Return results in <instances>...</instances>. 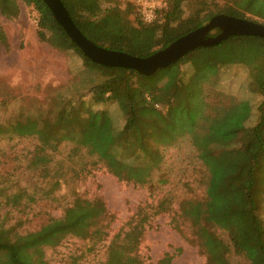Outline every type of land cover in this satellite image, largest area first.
<instances>
[{
	"label": "trees",
	"instance_id": "trees-1",
	"mask_svg": "<svg viewBox=\"0 0 264 264\" xmlns=\"http://www.w3.org/2000/svg\"><path fill=\"white\" fill-rule=\"evenodd\" d=\"M24 1L33 4L38 12L39 40L77 53L84 70L78 82L57 92L53 120L42 116L17 120L8 128L0 125V135L8 132L33 137L43 144L42 148L57 146L65 139L74 140L96 154L97 162H103L118 179L151 188L168 180L164 176L154 178L163 166L164 157L158 149H145L144 145L149 140L171 144L178 137H188L195 149L192 159L199 162L198 179L204 191L199 198H186L178 203L177 219L188 224L206 256V264H245V261L264 264V79L255 87L262 100L254 123L251 106L217 120L211 88L205 91L200 103H195L174 84L182 75L180 65L195 51L181 59L174 69L157 77L126 68L104 67L84 55L43 0ZM61 1L89 40L110 50L141 57L167 47L218 14L246 19L250 8L264 4V0H164L166 6L157 12L155 19L145 22L131 0ZM0 11L7 17L18 16L17 0H0ZM0 38L5 41L1 30ZM255 38L231 37L224 48L225 55L216 54L213 59L226 65L231 61L232 43L242 45L246 39ZM261 70L264 73V60ZM74 84L75 91L71 88ZM87 97L98 104L114 102L122 115V124L115 130L110 128L109 139L104 137L105 151L92 140L90 130L81 120L83 110L88 107L81 101ZM46 159L35 156L32 163ZM22 163L29 166L28 158ZM22 195V192L7 195L6 203L18 206ZM172 199L164 195L152 205L153 213L147 211L148 205L139 207L138 217L130 221L129 230L115 234L106 246L103 242L109 237L114 214L101 198L77 197L61 217L48 218L30 231H18V227L0 220V264L7 258L11 264H48L45 249L57 248L67 238L91 241L90 251L105 246L106 257L99 264H142L139 246L146 225L152 215L173 211ZM171 260L169 255L161 263L170 264Z\"/></svg>",
	"mask_w": 264,
	"mask_h": 264
},
{
	"label": "rangeland",
	"instance_id": "rangeland-1",
	"mask_svg": "<svg viewBox=\"0 0 264 264\" xmlns=\"http://www.w3.org/2000/svg\"><path fill=\"white\" fill-rule=\"evenodd\" d=\"M17 5L18 16L7 17L0 11V30L5 39L0 38V125L7 128L17 120L27 121L40 116L53 120L57 92L76 80L78 82L79 74L84 70L80 55L39 40V15L33 4L17 0ZM247 14L246 19L264 23V4L258 3ZM256 38L246 39L242 45L232 43L231 61L223 66L213 58L216 54L219 57L225 55L227 40L195 50L180 65L182 75L174 84L195 103H200L205 91L211 88L217 120L244 106H251L254 123L262 100L255 87L264 79L261 70L264 41ZM177 63L157 71L152 77L174 69ZM74 86H71L72 90ZM83 100L81 103L88 107L83 110L81 120L90 130L92 140L105 151L104 137L109 139L110 128L115 130L122 124V115L114 102L98 104L90 97ZM41 144L33 137L23 138L8 132L0 135L1 221L10 227H18V231H30L39 228L48 218L61 217L77 197L101 198L114 214L109 237L103 242L106 246L115 234L129 230L130 221L138 217L139 207L148 205L147 211L153 213L152 205L169 195L173 197V211L152 215L146 225L139 246L142 264H162L169 255L172 256L170 264H206V256L188 224L177 219L176 213L182 199L199 198L204 191V185L198 179L199 162L192 159L195 149L188 137H178L171 144L149 140L144 145L145 149H158L164 157L163 166L154 178L164 176L168 182L154 188L118 179L103 162H97L96 154L74 140L65 139L57 146L44 148ZM113 151L117 153L111 148ZM35 156H46L47 159L33 164ZM25 157L29 166L22 163ZM124 158L135 161L131 157ZM14 192L23 193L18 206L6 203L7 195ZM91 244L88 240L67 238L57 248H46L45 259L48 264H99L106 257V247L100 245L90 251ZM3 264L11 262L7 258ZM245 264L249 263L245 261Z\"/></svg>",
	"mask_w": 264,
	"mask_h": 264
},
{
	"label": "water",
	"instance_id": "water-1",
	"mask_svg": "<svg viewBox=\"0 0 264 264\" xmlns=\"http://www.w3.org/2000/svg\"><path fill=\"white\" fill-rule=\"evenodd\" d=\"M43 2L69 38L92 62L109 68L131 69L145 76L154 75L199 48L218 45L231 37L248 36L264 40V23L222 13L149 56H135L101 47L89 40L77 28L61 0Z\"/></svg>",
	"mask_w": 264,
	"mask_h": 264
},
{
	"label": "built area",
	"instance_id": "built-area-1",
	"mask_svg": "<svg viewBox=\"0 0 264 264\" xmlns=\"http://www.w3.org/2000/svg\"><path fill=\"white\" fill-rule=\"evenodd\" d=\"M140 11V14L145 22H152L157 12L166 6L164 0H131Z\"/></svg>",
	"mask_w": 264,
	"mask_h": 264
},
{
	"label": "crops",
	"instance_id": "crops-1",
	"mask_svg": "<svg viewBox=\"0 0 264 264\" xmlns=\"http://www.w3.org/2000/svg\"><path fill=\"white\" fill-rule=\"evenodd\" d=\"M219 65V64H218ZM221 66H223V65H221Z\"/></svg>",
	"mask_w": 264,
	"mask_h": 264
}]
</instances>
